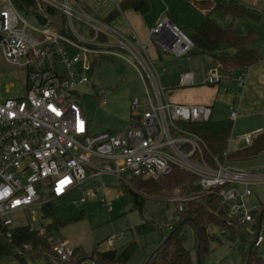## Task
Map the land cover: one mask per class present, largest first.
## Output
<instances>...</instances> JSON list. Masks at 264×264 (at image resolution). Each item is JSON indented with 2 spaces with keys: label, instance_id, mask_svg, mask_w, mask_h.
Here are the masks:
<instances>
[{
  "label": "built area",
  "instance_id": "built-area-1",
  "mask_svg": "<svg viewBox=\"0 0 264 264\" xmlns=\"http://www.w3.org/2000/svg\"><path fill=\"white\" fill-rule=\"evenodd\" d=\"M29 11L35 12L36 18L38 14L45 16L46 22L37 18L38 24H33L23 14ZM58 11L62 20L54 19ZM74 17L87 24L88 35L77 30ZM150 38L163 53L177 56L188 54L194 47L188 33L168 17L151 27ZM122 48L137 58L148 80V99L143 102L138 95L132 97L133 112L125 128L92 133L89 119L74 98L76 87L89 80L86 69L94 58L119 54ZM0 52L6 61L26 70L23 95L4 97L0 82V238H12L19 224L16 214L28 213L31 207L42 206L50 198L78 190L82 196L73 202L81 204L87 195L96 193L94 187H86L89 177L112 174L126 178L129 173L158 179L179 166L196 174L204 190L219 192L228 205L229 218L238 219L249 233L252 231L256 246L264 242V228L253 214L258 207L251 209L246 202L253 192L252 184L264 180V171L240 170L218 156L213 162L205 158L203 137L181 123L212 119V104L166 99L147 44L138 46L124 39L79 0H0ZM246 73L247 69H242L232 77L238 86V97L229 114L233 122L238 117ZM224 79L218 65L204 75L205 83L228 91ZM196 80L192 70L180 74L183 85L195 84ZM253 136V132H231L223 154H228L233 141L249 144ZM192 197L182 195L169 200L178 199L182 210L184 202ZM101 202L109 205L106 197ZM221 233L228 235L226 228ZM114 241V236L109 237V244ZM238 244L235 242V248ZM53 246L63 262L102 264L91 256L74 263L76 246L62 236L54 240Z\"/></svg>",
  "mask_w": 264,
  "mask_h": 264
},
{
  "label": "rangeland",
  "instance_id": "rangeland-1",
  "mask_svg": "<svg viewBox=\"0 0 264 264\" xmlns=\"http://www.w3.org/2000/svg\"><path fill=\"white\" fill-rule=\"evenodd\" d=\"M80 2L93 16L102 17L97 8L88 7L83 0ZM23 14L30 22L38 24L35 12L29 11L23 12ZM61 14L58 11L54 19L62 20ZM73 24L82 34H89L88 26L84 21L74 17ZM240 26L241 30L245 32L251 28L259 32L260 36L256 43L261 45V53L264 54V10H262L260 20H247ZM181 27L188 31L187 27L182 24ZM153 44L155 43L152 41L151 46L154 51L152 50L151 53H158V47ZM121 50L122 52L119 54H104L100 62L91 63L90 67L86 69L89 73V80L76 87L74 98L89 119L92 133L125 128L129 124L133 112L132 97L138 95L143 102L148 99V80L142 76L143 71L139 67L137 58L129 50L123 48ZM163 54L178 57L174 54ZM194 56L197 60L196 64L207 68L208 56L204 54H195ZM209 69L207 68L206 71ZM25 81L26 70L6 61L0 52V82L3 96L13 97L25 94ZM237 88L236 85V88H231L229 91L221 89L214 104L213 120L229 117L231 106L234 105V100L238 97ZM103 100H106V103ZM236 125L242 127L245 126V122L243 119H239L236 121ZM239 127L236 129L241 130ZM225 162L240 170L264 171V152L253 159L238 162V160L233 161L228 158ZM251 164L255 165L250 166ZM125 176L128 181L133 182L129 173H126ZM120 182L121 179L112 174L89 177L86 180V187H94L96 193L87 195L81 204L77 205L73 202L74 199L82 196L78 190H73L65 197L54 199L58 214L67 221L61 226L60 235L71 245L84 250L88 256L92 255L94 249L101 251L111 248L121 249L129 242L136 241L139 249L125 264H144L149 249L155 248L162 238L163 231L161 229L168 230V224L178 220L179 217L176 214L178 204H176V200H167L158 194L146 198L143 212H140L134 208L128 193L120 190ZM254 191V195L248 197L246 202L251 209L258 207L257 210H260L262 207L259 205L260 200L264 201V185L254 186ZM180 196L182 195L176 194L171 198ZM102 197H106L109 205L102 204ZM14 217L19 224H30L36 229H40L43 224L50 222V218L43 216L41 205L31 207L28 213L19 212ZM145 220L155 221L157 229L146 232L136 231V226ZM262 227L264 228V217ZM221 229L216 225L209 227L214 237L210 241L211 251L205 257V264H242L243 247L238 244L239 246L235 248L237 240L232 241L226 233L221 240ZM185 230V244L191 249L193 257L196 259L194 227L187 223ZM120 233H123L124 236L117 237L115 235ZM250 235L253 238L252 231ZM111 236H114V244L108 243ZM258 251L264 258V242L259 246ZM50 258L55 259L54 254H51ZM45 260L46 257L43 254L26 255L25 258L18 257L14 252L0 254V264H44Z\"/></svg>",
  "mask_w": 264,
  "mask_h": 264
},
{
  "label": "trees",
  "instance_id": "trees-1",
  "mask_svg": "<svg viewBox=\"0 0 264 264\" xmlns=\"http://www.w3.org/2000/svg\"><path fill=\"white\" fill-rule=\"evenodd\" d=\"M187 1L205 12L203 21L197 27L188 31L184 29L194 41L190 52L208 56L207 68L218 65L225 76L223 83L232 80L239 70L248 69L261 59V45L256 43L259 32L254 28L242 31L240 25L247 20H260L262 10L245 0ZM119 6L121 9L133 7L144 13L150 9V1L121 0ZM120 8L116 7L107 20L112 19ZM62 30L65 31V28ZM102 56L99 59L96 57L94 62H100ZM181 124L203 137L206 143L204 156L210 162L214 161L215 156L224 162L228 158L249 159L264 150V132H259L253 136L251 143L236 149L230 148L228 154L224 155L233 126L230 118ZM132 178L133 182L120 178V190L128 193L134 208L140 212H143L146 198L150 196L159 194L167 200L176 194L193 196L184 202L182 210L178 207L179 200H174L178 204L176 214L179 218L172 222L168 230L160 228L163 231L162 238L155 248L149 249L144 264H205V257L211 251L210 241L214 237L209 230L211 225L226 228L232 241L236 239L241 244L244 251L242 264H264V258L258 251L259 246L255 245L254 236L251 237L247 226L238 219L229 218L228 205L223 197L217 190H204L196 174L174 166L171 172L158 179L140 176ZM54 199L50 198L41 206L43 216L50 218V222L43 224L40 229L30 224L16 225L11 239L0 238V254L14 252L20 258L43 254L46 257L44 264H72L61 261L54 252V240L61 236L60 228L67 222L58 214ZM261 205L260 210H253L259 225L264 217V204ZM187 223L192 224L196 233V259L185 244ZM157 227L155 221L145 220L136 226V231L146 232ZM138 248L137 242L132 241L121 249H94L89 256L95 257L102 264H125ZM51 254H54L55 259L50 258ZM75 255L77 259L74 263L88 257L78 246L75 247Z\"/></svg>",
  "mask_w": 264,
  "mask_h": 264
},
{
  "label": "crops",
  "instance_id": "crops-1",
  "mask_svg": "<svg viewBox=\"0 0 264 264\" xmlns=\"http://www.w3.org/2000/svg\"><path fill=\"white\" fill-rule=\"evenodd\" d=\"M83 1H85V4L88 7L97 8L98 12L102 14V17L97 18L110 23L111 26L116 28L123 35L124 39L127 38L138 46H140L141 43L147 44L150 53L152 50L154 51V48L151 46L153 40L150 38V29L160 19L168 17L178 25L181 26L182 24L187 27L188 30H192L197 27L205 17V12L202 9H199L187 0H149L150 9L144 13L134 9L133 7L121 9L119 6L121 0ZM245 1L251 3L260 10H264V0ZM116 7L120 8V11L108 21L107 17ZM153 45L157 46L156 43ZM120 52H122V50ZM157 52L158 53H151L150 56L161 84L165 87L166 99L173 102H184L190 104H212L214 113V104L220 95L221 88L217 85H209L204 82V75L207 68L200 67L196 64L197 60L194 56L195 54L190 52L186 55L171 57L170 55H164L159 48H157ZM102 57H104V54ZM97 58L99 59L100 57L98 56ZM185 70L194 71L197 79L195 84H181L180 74ZM142 76L144 77L143 73ZM225 84L229 86V90H231V88H236L237 85L232 80L225 81ZM237 110L238 117L233 122L232 133L239 134L244 132H253L255 135L259 132H264V54L262 53L261 59L247 69L245 84L242 88ZM222 119H225V117ZM239 119L244 120L245 126L239 127L236 125V121ZM236 127H239L241 130H237ZM244 145L247 144H244L242 141L235 140L232 142L231 149H236ZM262 152H264V150L259 154ZM236 160L240 162L247 159H235L233 161ZM254 165L255 164H251L250 166ZM261 185H264V180L255 181L252 184L253 192L251 195L247 196V198L254 195V186L259 187ZM261 204H264V201L260 200L259 205ZM220 236L222 240L225 234H220ZM227 237L230 238L229 234Z\"/></svg>",
  "mask_w": 264,
  "mask_h": 264
},
{
  "label": "water",
  "instance_id": "water-1",
  "mask_svg": "<svg viewBox=\"0 0 264 264\" xmlns=\"http://www.w3.org/2000/svg\"><path fill=\"white\" fill-rule=\"evenodd\" d=\"M37 18H38V20H39L41 23H45L46 20H47V18H46L45 16L41 15V14H38V15H37ZM198 258H199V256H198Z\"/></svg>",
  "mask_w": 264,
  "mask_h": 264
}]
</instances>
